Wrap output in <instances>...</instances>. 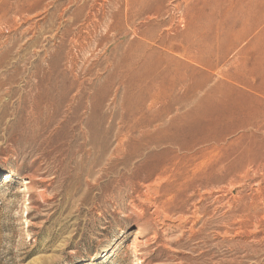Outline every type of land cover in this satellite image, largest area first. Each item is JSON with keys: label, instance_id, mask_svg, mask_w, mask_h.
Returning <instances> with one entry per match:
<instances>
[{"label": "rangeland", "instance_id": "rangeland-1", "mask_svg": "<svg viewBox=\"0 0 264 264\" xmlns=\"http://www.w3.org/2000/svg\"><path fill=\"white\" fill-rule=\"evenodd\" d=\"M1 1L0 264H264V162L255 160L264 148L244 138L240 119L195 113L235 67L213 64L215 53L205 66L184 56L187 39L206 33L192 6L222 31L221 10L196 0H163L162 13L132 5L141 34L115 37L111 15L134 0ZM143 32L149 48L173 49L183 63V100L147 127L144 112L126 109L123 83L104 92L115 57ZM176 113L192 148L165 144L179 158L164 175L144 176L140 157L123 163L132 127L155 134Z\"/></svg>", "mask_w": 264, "mask_h": 264}, {"label": "bare ground", "instance_id": "bare-ground-1", "mask_svg": "<svg viewBox=\"0 0 264 264\" xmlns=\"http://www.w3.org/2000/svg\"><path fill=\"white\" fill-rule=\"evenodd\" d=\"M201 2L208 3L209 12L215 9L221 10L222 31L215 28L216 17L213 14L198 11L192 6L194 15L203 19L202 27L206 33L187 39L184 56L189 57V63L193 65L205 66L212 63L217 65L225 62L234 66L235 70L229 71L224 82L201 99V104L195 113L197 116L199 114L210 116L213 120L240 119L242 128L249 131L244 138L249 140L250 145L255 144L259 149L264 148V30L256 32L264 24V0H196L192 4L198 5ZM125 5L126 9L123 10L117 4L114 12L112 11L111 21L106 27L109 34L112 33L115 37L126 28L135 34H141L138 28L131 25V19L136 16L134 11L130 13L132 5V7L134 5L148 7L156 13H162L163 10V0H134ZM173 7L179 8L180 5L176 3ZM192 9L187 8L190 11ZM184 19L185 16L181 14V22ZM237 23L241 25L239 30L234 29ZM223 25H228L230 29H225ZM249 38L246 46L238 48L241 41ZM129 44L131 47L121 53H118L120 47H116L118 55L113 64L114 72L104 92L107 93L111 90V86L119 81L124 84V104L128 112L145 113L143 127L150 126L154 122L166 123L167 116L173 113L176 106L183 100L179 96L183 82L180 71L183 65L181 55L173 49L170 53L162 54L152 47L149 48L147 45L153 44L152 37H147V33L144 32L138 41ZM162 44L166 46V41L163 40ZM232 50H236V58L228 62L224 58ZM212 53H215L212 63L203 60V56ZM249 54L253 55L252 59L247 57ZM148 102L153 109L150 113L146 111ZM169 128H174V135L170 136L167 133ZM183 128L184 121L178 113L170 119L169 125L167 124L155 134L147 129L139 131L135 126L132 127L127 135L123 136L125 137L123 148L128 153L123 163L129 164L133 158L140 157L142 159L140 166L145 167L144 176L154 174L162 176L166 172L164 170L168 163L179 158V155L173 153L172 149L165 144L173 145L178 150L192 148L189 142L182 141L180 137ZM138 131L139 134H137ZM119 145H122V142ZM257 154L255 160L264 162V153ZM132 176L142 177L139 172H133ZM189 186L192 188L193 184Z\"/></svg>", "mask_w": 264, "mask_h": 264}]
</instances>
